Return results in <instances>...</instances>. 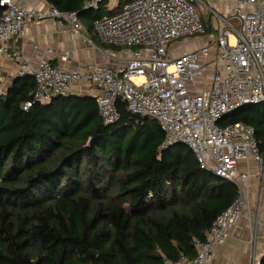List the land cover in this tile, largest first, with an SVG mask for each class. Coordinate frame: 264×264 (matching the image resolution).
<instances>
[{"label": "trees", "instance_id": "16d2710c", "mask_svg": "<svg viewBox=\"0 0 264 264\" xmlns=\"http://www.w3.org/2000/svg\"><path fill=\"white\" fill-rule=\"evenodd\" d=\"M45 1L79 17L92 11L83 10L86 0ZM114 12L104 2L94 21ZM34 90L27 75L0 96V264L193 258L195 242L237 197L236 185L201 167L187 145L164 146L158 123L121 99L117 120L105 125L88 94L54 96L24 111ZM239 122L254 128L264 154V103L230 112L219 125Z\"/></svg>", "mask_w": 264, "mask_h": 264}, {"label": "built area", "instance_id": "2783aa9c", "mask_svg": "<svg viewBox=\"0 0 264 264\" xmlns=\"http://www.w3.org/2000/svg\"><path fill=\"white\" fill-rule=\"evenodd\" d=\"M120 1L117 11L92 24L101 42L127 50V59L118 66L95 63L80 71L45 58L32 66L11 43L29 23L47 18L64 21L80 34L81 21L74 10L61 12L50 6L42 11L15 0H0V57L17 64L16 77L28 75L35 81L32 98L22 105L24 111L86 82L98 91L93 97L105 125L117 120L116 103L121 99L130 112L158 123L164 146L187 145L201 167L234 183L237 197L212 222L205 240L195 242V256L166 263L207 264L215 248L227 241L230 228L241 220L252 222V178L257 179V198L264 202V154L258 149L254 128L240 122L219 125L230 112L264 103V0H233L229 16H217L215 36L190 48L175 41L199 38L206 32L192 0ZM104 2L86 0L82 8L96 11ZM109 53V47L102 49L103 56ZM67 56L65 52L61 59ZM7 83L0 74V96ZM257 227L254 221L249 264L259 260Z\"/></svg>", "mask_w": 264, "mask_h": 264}, {"label": "crops", "instance_id": "0c3cea01", "mask_svg": "<svg viewBox=\"0 0 264 264\" xmlns=\"http://www.w3.org/2000/svg\"><path fill=\"white\" fill-rule=\"evenodd\" d=\"M17 3L25 4L42 11L46 10L49 4L45 0H15ZM204 13L206 25L205 35L199 38L186 40L189 46L196 47L200 41L202 44L215 36L218 27V17L229 16L233 0H200ZM120 0H105V6L110 10H118ZM121 3V2H120ZM216 14V15H215ZM211 18L213 20L211 21ZM80 34L72 31L67 22H58L50 18L36 23L31 22L24 29L23 34L11 40L13 48L21 55L23 60L32 66L42 59H47L53 65H59L66 69H77L83 71L87 65L103 63L111 66H118L127 59V50L124 48H110L107 56L102 55V42L94 34L92 13L82 14ZM90 40V42H88ZM187 45V44H186ZM36 46L37 48H34ZM49 50V52H47ZM68 52L65 60L61 56ZM17 64L12 60L0 57V74L8 79L7 88L16 79L15 72ZM31 77V76H30ZM98 93L94 87L86 82L75 86L69 94L95 96ZM257 179L252 178L250 182V210L252 222L241 220L230 228L229 237L225 244L217 246L207 264H249L250 257V235L254 221L257 222L256 253L258 258L264 253V202L257 197Z\"/></svg>", "mask_w": 264, "mask_h": 264}, {"label": "rangeland", "instance_id": "374dc122", "mask_svg": "<svg viewBox=\"0 0 264 264\" xmlns=\"http://www.w3.org/2000/svg\"><path fill=\"white\" fill-rule=\"evenodd\" d=\"M189 2H190V0H189ZM190 3L192 4V6L194 7L199 18L202 20V22L205 25L204 19L207 18V15L204 13L205 11L202 9L203 8L202 4H200V2L198 0H192ZM91 13H92V15H94L95 11H91ZM212 20H213V18H211V21ZM205 27H206V25H205ZM94 34L96 35L95 31H94ZM175 43L177 45H180V46H185L186 44H187V46H189V44H190V43L188 44V41H186V39L177 40V41H175ZM201 44L202 43L199 41L198 45H201Z\"/></svg>", "mask_w": 264, "mask_h": 264}, {"label": "water", "instance_id": "95a60500", "mask_svg": "<svg viewBox=\"0 0 264 264\" xmlns=\"http://www.w3.org/2000/svg\"><path fill=\"white\" fill-rule=\"evenodd\" d=\"M219 177V176H218ZM220 178H223V177H220ZM224 179V178H223Z\"/></svg>", "mask_w": 264, "mask_h": 264}, {"label": "bare ground", "instance_id": "6f19581e", "mask_svg": "<svg viewBox=\"0 0 264 264\" xmlns=\"http://www.w3.org/2000/svg\"><path fill=\"white\" fill-rule=\"evenodd\" d=\"M139 79V78H138Z\"/></svg>", "mask_w": 264, "mask_h": 264}]
</instances>
